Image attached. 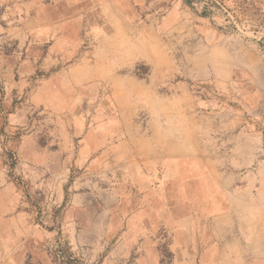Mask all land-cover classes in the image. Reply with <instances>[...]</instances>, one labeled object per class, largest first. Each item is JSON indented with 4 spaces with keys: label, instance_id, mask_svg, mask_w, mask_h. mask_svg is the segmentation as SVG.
<instances>
[{
    "label": "rangeland",
    "instance_id": "374dc122",
    "mask_svg": "<svg viewBox=\"0 0 264 264\" xmlns=\"http://www.w3.org/2000/svg\"><path fill=\"white\" fill-rule=\"evenodd\" d=\"M0 0V264H264V0Z\"/></svg>",
    "mask_w": 264,
    "mask_h": 264
},
{
    "label": "trees",
    "instance_id": "16d2710c",
    "mask_svg": "<svg viewBox=\"0 0 264 264\" xmlns=\"http://www.w3.org/2000/svg\"><path fill=\"white\" fill-rule=\"evenodd\" d=\"M187 2H189V1L187 0Z\"/></svg>",
    "mask_w": 264,
    "mask_h": 264
}]
</instances>
